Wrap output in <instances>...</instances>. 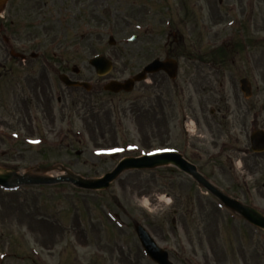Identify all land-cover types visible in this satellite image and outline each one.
Masks as SVG:
<instances>
[{
	"label": "rangeland",
	"instance_id": "obj_1",
	"mask_svg": "<svg viewBox=\"0 0 264 264\" xmlns=\"http://www.w3.org/2000/svg\"><path fill=\"white\" fill-rule=\"evenodd\" d=\"M83 1L89 7L86 22L79 23L74 16ZM210 1L206 2L212 5ZM16 4L21 10L15 16L23 29L16 42L34 53L67 56V62L54 65L57 72L68 65L72 79L95 78L88 61L97 55L113 65L99 81L130 78L134 62L144 65L154 54L148 28L154 12L166 13L170 30L179 33L181 0H17ZM211 31L215 39L235 34L228 28L207 34ZM109 37L114 46L108 45ZM132 37L136 40L131 41ZM201 38L205 45V32ZM12 46L17 50L19 44ZM154 51L158 53L157 47ZM2 54L7 53L0 37ZM72 67L80 75H72ZM48 77L52 88L62 91L67 103L73 104L71 136L59 144L66 134L65 124L59 123L56 149L47 153L45 147L52 143L23 145L2 138L0 169L14 167L30 176L33 167L62 166L71 175L93 180L112 171L123 156L161 149V111L154 101L153 120L146 83L137 85L132 94L113 97L99 87V94L67 89L55 75ZM64 144L73 149L68 157L63 156ZM117 150L120 156L111 160L110 154ZM256 164L250 159L245 184L240 182L227 193L264 216V161L256 160ZM168 177L175 178L173 185ZM178 178L168 168L159 167L123 171L101 192L69 184L22 187L15 192L0 189V255L10 256L2 264H153L139 247L134 223L149 232L173 264H264V232L209 196L201 194V202L183 204L186 186Z\"/></svg>",
	"mask_w": 264,
	"mask_h": 264
},
{
	"label": "flooded vegetation",
	"instance_id": "obj_2",
	"mask_svg": "<svg viewBox=\"0 0 264 264\" xmlns=\"http://www.w3.org/2000/svg\"><path fill=\"white\" fill-rule=\"evenodd\" d=\"M206 1L181 0L177 36L170 34L169 16L164 12H154L148 25L154 54L145 66L154 61L167 63L145 77L149 111L154 120L157 100L162 117L161 151L179 157L180 166L169 163L166 168L186 186L181 202L187 206L201 202V194L215 199L207 191L201 192V184L188 170L228 195L229 189L245 184L250 159L256 166V160L264 161V152L251 149V135L264 132V0H211L212 5ZM16 3L9 1L1 11L0 37L7 54L0 55V139L23 145L52 143L45 147L47 153L56 149L59 123L65 124L66 133L60 145L72 134L73 104L67 103L65 94L53 89L48 80L51 74L68 73V65L60 74L54 65L67 62V56H38L16 42L23 30L16 17L21 8ZM88 7L83 1L80 9L76 8V22H86ZM218 28L235 34L217 39L214 32L207 34ZM203 32L207 35L205 45ZM13 43L19 44L17 50ZM134 64L132 77L145 67L140 61ZM79 81L94 83L87 94L93 90L99 94L105 84L92 76ZM101 92L114 97L132 94L134 89L130 93ZM64 145L63 156L68 157L73 149ZM174 179L168 177L171 185Z\"/></svg>",
	"mask_w": 264,
	"mask_h": 264
},
{
	"label": "water",
	"instance_id": "obj_3",
	"mask_svg": "<svg viewBox=\"0 0 264 264\" xmlns=\"http://www.w3.org/2000/svg\"><path fill=\"white\" fill-rule=\"evenodd\" d=\"M4 3V0H0V7ZM112 40H110V44H112ZM90 64L96 69V73L99 76L105 75L111 69V65L109 62L104 59L98 57L92 59ZM142 77H137V80H141ZM132 81H126L123 84H119L117 82H111L107 86H105L106 91L110 92H119L120 90L130 91L132 88ZM68 85H78L77 83L68 82ZM82 85V83H81ZM84 86V84H83ZM258 138L255 139L254 145L255 149H258ZM258 151V150H256ZM167 163V159L165 155L153 156V157H143V158H134V159H126L122 162L118 163L117 167L110 173H107L101 179L86 181L75 177H61V178H43V177H32V176H19L17 174H4L0 175V187L3 189H12L17 188L23 185H53L58 183H70L73 186L92 191H100L108 188V184L115 180L117 175L121 173L125 169H148L165 165ZM220 199L223 201L225 205L235 210L239 215H241L245 220L252 223L253 225L264 229V218L257 215V213L249 208H245L239 205L235 201H231L224 196L220 195ZM135 232L137 237L141 243L142 248L145 253L157 264H171L167 260V254L163 252L161 249L155 246V243L152 239L147 236L148 234L144 231L141 225H134Z\"/></svg>",
	"mask_w": 264,
	"mask_h": 264
},
{
	"label": "bare ground",
	"instance_id": "obj_4",
	"mask_svg": "<svg viewBox=\"0 0 264 264\" xmlns=\"http://www.w3.org/2000/svg\"><path fill=\"white\" fill-rule=\"evenodd\" d=\"M0 174H2V173H0ZM36 175L44 176V177H47V176H50V175L55 176V177H57V176H64L65 177V175L70 176L69 174L62 173V172H53L52 174L50 172H47V173L46 172H43V173L38 172V173H36Z\"/></svg>",
	"mask_w": 264,
	"mask_h": 264
}]
</instances>
